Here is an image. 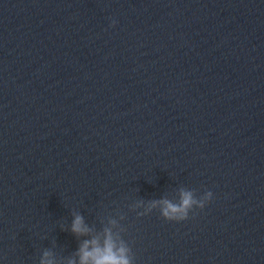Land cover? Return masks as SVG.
Returning <instances> with one entry per match:
<instances>
[{
	"label": "water",
	"instance_id": "95a60500",
	"mask_svg": "<svg viewBox=\"0 0 264 264\" xmlns=\"http://www.w3.org/2000/svg\"><path fill=\"white\" fill-rule=\"evenodd\" d=\"M74 214L133 264H264V0H0V264H67Z\"/></svg>",
	"mask_w": 264,
	"mask_h": 264
},
{
	"label": "clouds",
	"instance_id": "9594fccd",
	"mask_svg": "<svg viewBox=\"0 0 264 264\" xmlns=\"http://www.w3.org/2000/svg\"><path fill=\"white\" fill-rule=\"evenodd\" d=\"M212 198L211 191H206L196 199L192 192L182 190L178 202L167 199L159 201L158 204L154 202L138 215H146L158 206L160 215L165 220L179 222L186 220L194 208H204ZM109 223L115 225V221ZM70 230L75 236L86 238L82 240L74 257L70 258L67 264H133L130 248L113 233L111 227H106L102 236H91L92 230L85 223L84 218L74 214ZM40 264H55V261L49 252H45Z\"/></svg>",
	"mask_w": 264,
	"mask_h": 264
}]
</instances>
